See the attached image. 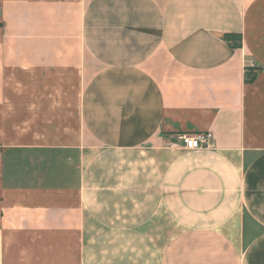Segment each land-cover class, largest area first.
I'll list each match as a JSON object with an SVG mask.
<instances>
[{
    "label": "crops",
    "instance_id": "obj_1",
    "mask_svg": "<svg viewBox=\"0 0 264 264\" xmlns=\"http://www.w3.org/2000/svg\"><path fill=\"white\" fill-rule=\"evenodd\" d=\"M0 264H264V0H0Z\"/></svg>",
    "mask_w": 264,
    "mask_h": 264
},
{
    "label": "built area",
    "instance_id": "obj_2",
    "mask_svg": "<svg viewBox=\"0 0 264 264\" xmlns=\"http://www.w3.org/2000/svg\"><path fill=\"white\" fill-rule=\"evenodd\" d=\"M181 146L186 150L208 148L212 145L213 136L209 131L196 132L194 134H181L179 136Z\"/></svg>",
    "mask_w": 264,
    "mask_h": 264
},
{
    "label": "trees",
    "instance_id": "obj_3",
    "mask_svg": "<svg viewBox=\"0 0 264 264\" xmlns=\"http://www.w3.org/2000/svg\"><path fill=\"white\" fill-rule=\"evenodd\" d=\"M225 39L228 41V43H231V45L233 47H237V46H240V43H241V35L240 34H231V33H227L225 34ZM252 74L251 72H246V78L249 80V79H252Z\"/></svg>",
    "mask_w": 264,
    "mask_h": 264
}]
</instances>
